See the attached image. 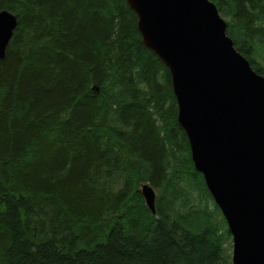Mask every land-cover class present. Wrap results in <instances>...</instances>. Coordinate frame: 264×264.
Returning a JSON list of instances; mask_svg holds the SVG:
<instances>
[{
  "label": "trees",
  "instance_id": "obj_1",
  "mask_svg": "<svg viewBox=\"0 0 264 264\" xmlns=\"http://www.w3.org/2000/svg\"><path fill=\"white\" fill-rule=\"evenodd\" d=\"M211 1L264 75V0ZM2 10L18 26L0 58V264H232L170 69L128 1Z\"/></svg>",
  "mask_w": 264,
  "mask_h": 264
},
{
  "label": "water",
  "instance_id": "obj_2",
  "mask_svg": "<svg viewBox=\"0 0 264 264\" xmlns=\"http://www.w3.org/2000/svg\"><path fill=\"white\" fill-rule=\"evenodd\" d=\"M143 43L167 64L195 167L224 214L232 264H264V75L236 48L211 0H127ZM18 17L0 11V58ZM156 212V190L141 187Z\"/></svg>",
  "mask_w": 264,
  "mask_h": 264
},
{
  "label": "rangeland",
  "instance_id": "obj_3",
  "mask_svg": "<svg viewBox=\"0 0 264 264\" xmlns=\"http://www.w3.org/2000/svg\"><path fill=\"white\" fill-rule=\"evenodd\" d=\"M232 252V251H231Z\"/></svg>",
  "mask_w": 264,
  "mask_h": 264
}]
</instances>
